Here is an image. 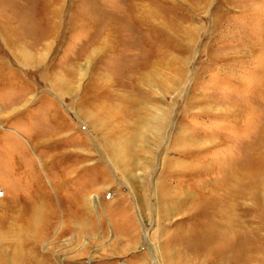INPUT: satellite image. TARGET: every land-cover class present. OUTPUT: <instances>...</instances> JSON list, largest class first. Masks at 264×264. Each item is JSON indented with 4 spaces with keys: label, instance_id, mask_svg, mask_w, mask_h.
<instances>
[{
    "label": "rangeland",
    "instance_id": "1",
    "mask_svg": "<svg viewBox=\"0 0 264 264\" xmlns=\"http://www.w3.org/2000/svg\"><path fill=\"white\" fill-rule=\"evenodd\" d=\"M145 70L160 91L136 86ZM107 80L114 107L130 95V120L108 116L104 99L85 103L88 84ZM150 104L167 114L159 143L137 137ZM262 154L264 0H0V204L43 216L50 203L37 246L50 264H212L193 250L195 203L227 166L249 175ZM245 193L264 264V191ZM83 204L78 220L61 218Z\"/></svg>",
    "mask_w": 264,
    "mask_h": 264
},
{
    "label": "bare ground",
    "instance_id": "2",
    "mask_svg": "<svg viewBox=\"0 0 264 264\" xmlns=\"http://www.w3.org/2000/svg\"><path fill=\"white\" fill-rule=\"evenodd\" d=\"M135 23L138 26H145V24L150 25L151 22L139 18L135 19ZM156 26L158 27V25ZM151 29H153L154 32L156 31L159 33V31H157L159 29L154 28L152 25ZM7 30L8 32L6 31V34L10 35L9 30L12 31V29ZM32 33L33 32H30V34ZM41 36L42 39L46 40L49 37V34H43ZM34 46L36 47V45ZM104 47L110 49V52L116 50L115 47H110L108 45H105ZM160 57V51L152 53L147 59L146 68H149L150 66L154 68L155 64H158L160 60H155L153 62L155 64L152 65L153 63L150 64L151 58L160 59ZM116 66L114 65V67ZM110 69H112V67ZM128 69L130 72V66ZM141 74V77L138 78L139 80L137 79L138 85L136 84V86H139V83H142L143 85H146L147 88L159 89L161 83L156 79L152 70H145ZM128 82L129 83H125L123 87H130V77ZM114 83L115 82L107 80L106 83H95L94 81L93 83L88 84L85 89L84 96H86V98H84V101L89 105L88 103L90 102L101 103L102 99H104L106 101L103 103L104 107L107 111L109 110V114H107L108 116H115L118 119H121L120 116H124V118L130 120V95L120 97V101L124 103L123 107L118 108V106H113L114 101L116 100V95L113 94L111 88L114 87ZM146 95L151 97L152 92L150 93L147 91ZM150 105L151 106H145V110L148 112V117L145 122L146 126L141 128V132L137 134V137L139 136L138 139L142 141L152 140L153 142L159 143L162 139L161 134L166 124L167 114L163 108L153 104ZM109 131L106 134L107 138L113 137L112 132ZM113 133L116 134V131L113 130ZM40 143L47 144V142ZM253 152V154H256L258 150L255 149ZM260 153L261 152H259V154ZM262 155L264 156V154ZM43 162L41 161L42 166L46 165L48 161L46 159ZM244 170V165H238L233 168H228L227 166L218 181L216 183L214 182L213 185H210L211 188H208L206 194L201 193V197L198 199L197 203H195V206L199 207V212L196 213V215L202 218V221L199 222L196 230L193 231L194 238L197 241L193 250L194 253L201 252L208 255L211 258L212 264H259L261 249L260 231L262 229L259 224L260 219L257 218L258 215L255 214V210H257L258 206L257 203H252V206L248 207L246 203L242 202L247 195L245 191L250 192L249 197L254 199V201L260 200L261 191H264L263 159L260 163H254L250 166L251 172L249 175H247ZM59 184L60 182L58 185ZM40 190L41 188L38 190V198L41 200L45 199ZM42 190L44 191V189ZM46 199L48 200V196H46ZM85 202L84 197L78 199V203ZM43 204L46 205L47 210L49 209V211L44 213L43 216L41 215L39 207L35 208L30 206L25 208L23 206L17 210H9L14 206L8 207L0 204V212L2 213L0 216V225L1 229H3L4 236L6 237L4 243H11L14 247L12 249V262L6 260L7 256L0 254V264H50L46 254L45 256L43 255L40 257L37 253L39 242L48 235L51 229V225L50 227H47L46 225L40 227V224H42L43 221L45 223L46 221H49L51 224L56 219L55 213L50 207V203ZM84 206L85 205L83 204V207L77 206L70 210L69 207L65 205L66 214L62 215L61 213V218L65 219L63 217L65 216L70 221L68 223L78 220L81 210L84 211L86 208V206ZM29 211H31V215H28ZM61 222L62 226L65 222L64 220H61ZM21 227H23L22 232L24 233V236L17 240L19 238H17L20 230L19 228ZM42 231L44 232L42 233ZM64 232L65 231H63V233ZM3 251H6V248Z\"/></svg>",
    "mask_w": 264,
    "mask_h": 264
}]
</instances>
